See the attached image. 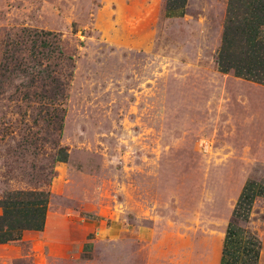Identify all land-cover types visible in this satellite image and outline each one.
Segmentation results:
<instances>
[{
  "label": "rangeland",
  "instance_id": "rangeland-1",
  "mask_svg": "<svg viewBox=\"0 0 264 264\" xmlns=\"http://www.w3.org/2000/svg\"><path fill=\"white\" fill-rule=\"evenodd\" d=\"M147 4L0 0V197L47 199L45 231L0 245V264H218L214 228L237 183L212 174L239 148L259 155L264 134L231 143L230 86L209 52L184 55L160 0ZM26 30L50 36L31 44ZM43 42L64 57L53 69L64 97L46 110L28 79L45 63L29 47Z\"/></svg>",
  "mask_w": 264,
  "mask_h": 264
},
{
  "label": "crops",
  "instance_id": "crops-1",
  "mask_svg": "<svg viewBox=\"0 0 264 264\" xmlns=\"http://www.w3.org/2000/svg\"><path fill=\"white\" fill-rule=\"evenodd\" d=\"M128 1L148 5L153 0ZM160 2L164 16L177 25L178 39L184 38V55H188L186 50L189 48L192 49V57L196 56L198 47L209 52L214 75L224 85L230 86V92L221 95L220 100L225 102V109L221 112L225 114L223 124L233 133L231 143L242 142L240 135L243 133L264 134V0ZM205 24H210V33L204 29ZM205 38L207 44L204 43ZM231 148L232 156H237L238 148ZM239 151L241 153L235 161L220 164L211 174L230 184L237 183L229 205L234 208L241 200L247 211L246 219L233 217L231 213L225 221L216 224L214 238L221 242V251L227 224L234 225L259 242L256 264H264V151L251 156L243 155L240 148ZM13 209L16 211L19 207ZM46 222L47 204L42 230L19 232L15 241L23 240L25 233H43ZM6 232H11L13 236L17 234L10 229L2 235ZM201 234L208 236V233ZM235 239L241 240L239 232L234 233ZM236 247L239 245L236 244Z\"/></svg>",
  "mask_w": 264,
  "mask_h": 264
},
{
  "label": "trees",
  "instance_id": "trees-1",
  "mask_svg": "<svg viewBox=\"0 0 264 264\" xmlns=\"http://www.w3.org/2000/svg\"><path fill=\"white\" fill-rule=\"evenodd\" d=\"M30 34L35 36V38L38 36H50L49 33H37L35 31L31 32L30 30H26L22 33L21 40L32 44L30 41ZM53 46H49L48 49V45L43 42V44H40V47H29V56L32 63L36 62L35 66H42V61L45 62L41 70L35 71L32 75L28 74V79L31 82L39 83V89L42 94L38 98L39 100L46 101L44 106L42 105L45 110L49 106H55L58 100H62L64 97L62 83L54 75L55 71L53 70L59 66L56 65V62L62 61L64 57L62 56L59 47L56 44H53ZM49 60L51 61V64L53 62V65L47 63ZM22 72L24 74L27 73L25 69ZM51 112L54 113L55 119L57 118V123L53 125V127L55 126V130H53L58 137L62 113L61 110L59 108L56 109V107H51ZM53 142L56 143L55 141ZM52 162L63 163L65 162V159L64 157H55ZM46 204L47 199L45 193L37 191L14 192L4 196L2 200H0V245L17 240L19 232L41 231L44 222ZM15 206L19 207V210L14 211L13 207ZM246 215V208L241 204V200H239L235 204L232 216L245 220ZM3 228H5L4 232H1ZM10 229L17 233L16 236H13L11 232H6L4 236L2 235L5 231ZM236 232H239L241 235L240 241H236V239L235 241L233 240L234 233ZM236 244H238L239 247H236ZM258 250L259 242L254 237L246 232L236 229L232 224H227L218 264H256ZM236 253L237 256L235 255Z\"/></svg>",
  "mask_w": 264,
  "mask_h": 264
},
{
  "label": "built area",
  "instance_id": "built-area-1",
  "mask_svg": "<svg viewBox=\"0 0 264 264\" xmlns=\"http://www.w3.org/2000/svg\"><path fill=\"white\" fill-rule=\"evenodd\" d=\"M241 211V210H240Z\"/></svg>",
  "mask_w": 264,
  "mask_h": 264
}]
</instances>
